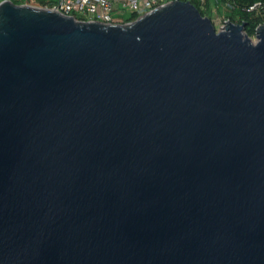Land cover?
I'll return each mask as SVG.
<instances>
[{
  "label": "water",
  "instance_id": "95a60500",
  "mask_svg": "<svg viewBox=\"0 0 264 264\" xmlns=\"http://www.w3.org/2000/svg\"><path fill=\"white\" fill-rule=\"evenodd\" d=\"M189 0L127 24L0 4V264H264V25Z\"/></svg>",
  "mask_w": 264,
  "mask_h": 264
},
{
  "label": "built area",
  "instance_id": "2783aa9c",
  "mask_svg": "<svg viewBox=\"0 0 264 264\" xmlns=\"http://www.w3.org/2000/svg\"><path fill=\"white\" fill-rule=\"evenodd\" d=\"M5 1V0H3ZM1 1L0 4L3 2ZM14 2L13 0H10ZM17 5L48 9L72 16L82 22H101L104 24H127L160 8L172 0H16ZM191 1V0H189ZM202 8L207 0H197ZM224 8L232 5L223 2ZM259 5V4H257ZM254 8V7H253ZM252 8V9H253ZM130 12L136 19L133 21L116 18V14ZM228 21H230L228 19ZM226 21V23L228 22Z\"/></svg>",
  "mask_w": 264,
  "mask_h": 264
},
{
  "label": "trees",
  "instance_id": "16d2710c",
  "mask_svg": "<svg viewBox=\"0 0 264 264\" xmlns=\"http://www.w3.org/2000/svg\"><path fill=\"white\" fill-rule=\"evenodd\" d=\"M13 1L15 4L18 3L16 0ZM191 2L204 16H208L209 18L214 6H219L223 2L229 3L232 5V9H230L232 13L228 14V19L235 23L244 24V32L250 38L256 36L257 29L261 25H264V0H207L203 5L204 8H202L200 2L197 0H191ZM135 19L136 17L132 16L129 21Z\"/></svg>",
  "mask_w": 264,
  "mask_h": 264
},
{
  "label": "rangeland",
  "instance_id": "374dc122",
  "mask_svg": "<svg viewBox=\"0 0 264 264\" xmlns=\"http://www.w3.org/2000/svg\"><path fill=\"white\" fill-rule=\"evenodd\" d=\"M3 0H0V2ZM232 12L228 8H224L223 5H217L213 7V11L211 13L210 19L213 21V24L216 28V31H222L224 26L226 25V21H228V14L230 15ZM116 18H123L128 20L132 17L130 12H124L123 14L119 13L115 15ZM253 43L257 42V35L251 37Z\"/></svg>",
  "mask_w": 264,
  "mask_h": 264
}]
</instances>
